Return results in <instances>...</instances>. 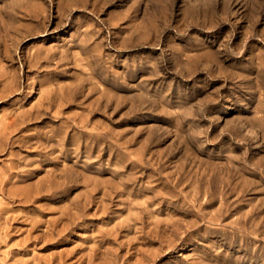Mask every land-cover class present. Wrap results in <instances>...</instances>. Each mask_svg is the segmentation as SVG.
I'll return each instance as SVG.
<instances>
[{
    "label": "rangeland",
    "instance_id": "374dc122",
    "mask_svg": "<svg viewBox=\"0 0 264 264\" xmlns=\"http://www.w3.org/2000/svg\"><path fill=\"white\" fill-rule=\"evenodd\" d=\"M0 264H264V0H0Z\"/></svg>",
    "mask_w": 264,
    "mask_h": 264
}]
</instances>
